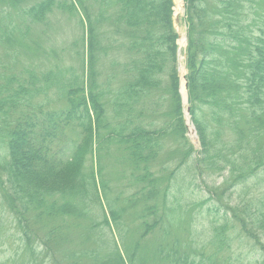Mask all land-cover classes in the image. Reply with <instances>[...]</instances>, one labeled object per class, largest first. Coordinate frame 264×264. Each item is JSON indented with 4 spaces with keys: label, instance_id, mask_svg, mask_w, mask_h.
<instances>
[{
    "label": "trees",
    "instance_id": "1",
    "mask_svg": "<svg viewBox=\"0 0 264 264\" xmlns=\"http://www.w3.org/2000/svg\"><path fill=\"white\" fill-rule=\"evenodd\" d=\"M184 2L200 148L183 115L173 0H0V231L21 240L9 264H217L233 240L264 260V193L252 189L264 187V0ZM58 11L81 28V72L55 48L40 72L22 67L20 49L39 48L32 26L48 33ZM73 124L78 139L57 149ZM176 142L186 151L166 157ZM107 158L127 159L130 173L111 166L110 178L136 185L133 197L113 196ZM197 183L205 194L190 202Z\"/></svg>",
    "mask_w": 264,
    "mask_h": 264
},
{
    "label": "rangeland",
    "instance_id": "2",
    "mask_svg": "<svg viewBox=\"0 0 264 264\" xmlns=\"http://www.w3.org/2000/svg\"><path fill=\"white\" fill-rule=\"evenodd\" d=\"M179 1L182 2V5L184 4V0H179ZM173 2H174L173 26L175 27L177 33L179 34V37H181L182 34L186 33L187 25L184 20V12L182 11V7H178L177 0H173ZM76 19H77L76 17H71L65 13L58 11V12L53 13L50 17V24H48V31H49L48 33H44L43 29H45V26L43 25L36 24L32 26L30 36L31 38L32 37L33 38L28 39V40H30L29 42H32L35 40L37 45H39V48L38 46H35L37 52L36 50L31 51V50H28L27 48L20 49L21 54H20L19 60H20V63L23 64L22 67L29 66V65L31 66L35 65L34 67L38 68L37 71L40 72L42 68L48 66L49 60H46V58H48L51 48L52 49L55 48L58 51H63L66 54H68L67 57H66V54L64 55L65 57L64 65L74 66L76 67L77 72L80 73L81 72L79 70L81 67L80 57L78 56V53L71 51L72 49H75L74 47H76V45H72V44H74V42L76 41L77 35L82 34L81 28L78 27ZM185 48H186V44L180 47L182 58L179 59L177 57L180 87L183 81V76L186 78V75L188 72L187 68L185 67V62H184V58H185L184 53L186 50ZM181 69H183L184 74L180 77ZM66 105H67L66 101L63 100L61 102H58L56 106L65 107ZM184 111L185 110H183V115H184L185 123L187 124V127H188L187 117L185 116ZM187 136L190 137L189 138L190 142L192 144H195L196 148H200V145L196 144L198 139H196V137L195 139L193 138L194 136L191 135L190 129L187 132ZM78 137H79V129H77L76 126L73 124L72 127L68 129L67 139L59 142L57 149L64 150V148L68 144V141L70 142V140H77ZM185 146H186L185 144H181L179 142L167 143L166 149H163V152H164L163 154L166 157L169 154H171L169 155V158L171 157L172 159H176L174 158V156L178 154V152L183 153L186 151L187 148ZM170 148L172 150H169ZM176 149L178 151H176ZM117 153H122L124 154V156H127V153L124 150H117ZM108 159L110 158H107L104 162L107 168L105 178L109 179V183L112 188L113 196H117L118 192H121L123 197H133L134 194H137V190L139 189L138 187H136V185H130L131 182H129V180L127 181V179H125L124 177L119 178V180L117 181H112V179L110 178L111 169H109V167L111 166L113 167L112 171L118 172V171L123 170L122 167H125L126 172L130 173L131 166L128 164L127 159H123L124 160L123 164L117 163L116 165L115 163L111 164V162L108 161ZM160 160L161 159L158 158V161ZM154 164L156 163L154 162ZM156 169L157 167L153 169V171H155ZM193 182H197V178L195 176H194ZM262 186L263 185H260L257 188H252V189L253 190L256 189V191L259 194L263 195L264 187ZM203 187L204 185L202 183H197L196 185H193L189 189V191L193 192V194L189 196L190 202H194V201L200 202L201 201V199L203 198L202 196H204L203 194H205L203 191ZM184 188H185V185H184ZM177 192H179V194L181 193V191L179 190ZM1 198L2 197L0 196V200ZM208 208H209V205L207 204L205 209H203L202 214L200 215V217H202V224L204 223L203 227L205 228H207V226L210 225L214 219H216L214 210H208ZM0 211H2L1 208H0ZM1 215L2 213L0 212V217ZM6 227L7 226L5 225L4 228ZM11 231H12L11 228H9L7 232L0 231V264H9L10 260L18 256L19 254L18 248L20 247L21 240L19 239V236L16 234L11 236V233H12ZM160 232L161 231H156V232L154 231V233L147 240L151 244L149 245L150 253H153V250L155 249L153 248L154 245H152V243H155V240L156 238H158V235L160 234ZM229 246H230L229 251L220 254V256L217 258V262H216L217 264H229L228 261L226 260V257L227 258L229 257L231 262H234L235 264H264V260L259 259L258 257L252 254L253 250L248 245V243L244 241L242 242L238 240H233V242L231 241ZM43 258H44V253H43V256L41 257L42 261H43ZM152 264H159V263H157L156 261H153Z\"/></svg>",
    "mask_w": 264,
    "mask_h": 264
},
{
    "label": "bare ground",
    "instance_id": "3",
    "mask_svg": "<svg viewBox=\"0 0 264 264\" xmlns=\"http://www.w3.org/2000/svg\"><path fill=\"white\" fill-rule=\"evenodd\" d=\"M177 5H178V7H182V2L177 0ZM179 44H180L181 47L186 44L185 34H182L181 37L179 38ZM181 72H182V75H183L184 74L183 73L184 72L183 69H181ZM183 84H184V81H182V89L184 90ZM184 100H185V96H184ZM190 131H191V135H194L193 131H192V127H190Z\"/></svg>",
    "mask_w": 264,
    "mask_h": 264
},
{
    "label": "water",
    "instance_id": "4",
    "mask_svg": "<svg viewBox=\"0 0 264 264\" xmlns=\"http://www.w3.org/2000/svg\"><path fill=\"white\" fill-rule=\"evenodd\" d=\"M184 87H185V89L187 90V82H186V80L184 81ZM186 113H187V114L189 113V108L187 109Z\"/></svg>",
    "mask_w": 264,
    "mask_h": 264
}]
</instances>
